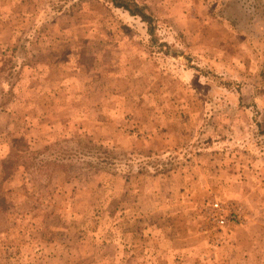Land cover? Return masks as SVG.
<instances>
[{
  "label": "rangeland",
  "instance_id": "1",
  "mask_svg": "<svg viewBox=\"0 0 264 264\" xmlns=\"http://www.w3.org/2000/svg\"><path fill=\"white\" fill-rule=\"evenodd\" d=\"M0 264H264V0H0Z\"/></svg>",
  "mask_w": 264,
  "mask_h": 264
},
{
  "label": "built area",
  "instance_id": "2",
  "mask_svg": "<svg viewBox=\"0 0 264 264\" xmlns=\"http://www.w3.org/2000/svg\"><path fill=\"white\" fill-rule=\"evenodd\" d=\"M213 207L218 209V210H221V208H220V206H219V204L217 202L213 203ZM225 222H226V219L224 217H219L217 219V223L219 225H223Z\"/></svg>",
  "mask_w": 264,
  "mask_h": 264
}]
</instances>
